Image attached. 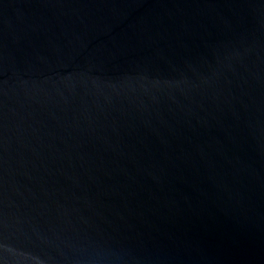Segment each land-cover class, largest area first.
Wrapping results in <instances>:
<instances>
[{
	"label": "water",
	"instance_id": "95a60500",
	"mask_svg": "<svg viewBox=\"0 0 264 264\" xmlns=\"http://www.w3.org/2000/svg\"><path fill=\"white\" fill-rule=\"evenodd\" d=\"M0 264H264V0H0Z\"/></svg>",
	"mask_w": 264,
	"mask_h": 264
}]
</instances>
